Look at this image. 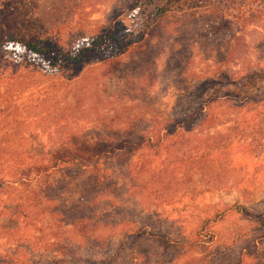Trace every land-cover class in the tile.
Returning a JSON list of instances; mask_svg holds the SVG:
<instances>
[{"label":"rangeland","instance_id":"1","mask_svg":"<svg viewBox=\"0 0 264 264\" xmlns=\"http://www.w3.org/2000/svg\"><path fill=\"white\" fill-rule=\"evenodd\" d=\"M136 3L0 0V36L35 38L57 54L89 53L76 64L18 45L0 50V175L20 153L166 131L159 150L136 151L128 165L108 159L61 172L79 176L55 192L97 186L96 215H115L99 235L121 237L125 223L138 229L147 221L173 240L203 243L158 256L152 248L146 264H207L216 251L223 264L242 255L243 264H264V242L253 249V223L236 209L264 212V88L239 98L245 83L255 90L251 76L264 69V0H172L159 15L133 14ZM101 37L108 40L93 49ZM28 187L0 188L5 249L11 215H34L33 224L19 217L27 238L54 226L49 215H70L61 208L64 192L31 202Z\"/></svg>","mask_w":264,"mask_h":264},{"label":"trees","instance_id":"2","mask_svg":"<svg viewBox=\"0 0 264 264\" xmlns=\"http://www.w3.org/2000/svg\"><path fill=\"white\" fill-rule=\"evenodd\" d=\"M171 1L162 0L160 3H155L154 0H137L133 7V14L138 15L152 9L156 15H159L165 12ZM107 40L106 37L95 38L90 46L93 49L100 48ZM87 42L89 41L87 40ZM14 45L22 46L26 51L38 57L53 61H60L61 55L66 54L67 61L79 64L84 62L89 55V53H52L50 47L35 38L0 36V50ZM100 54H104L103 59H107L109 56L112 59H117L120 53ZM251 77L254 82L258 83V86L255 90L250 91L249 87L252 85L245 83L240 90L239 98L244 97L251 100L253 93L264 88V69L252 74ZM261 94V98L264 100V89L261 90ZM203 107L204 104H200L199 110L201 111ZM177 123L174 124L172 130L177 129ZM165 132L159 134L156 139L144 134L138 135L135 139L131 137L94 141L78 139L73 144L70 143V146L46 150V153L39 157L20 153L17 158L9 159L11 167L0 175V188L3 187L4 182L9 185L26 184L29 186L27 194L31 195L28 198L31 202L39 196L44 198V202H51L55 200L54 196L63 197L62 193L64 192L66 196L62 200L61 208H64L65 210H63L70 215H49L51 218L49 220L55 223L54 226L48 228V231L35 232L28 238L20 232L19 217L22 216L28 223L32 222L33 224L34 215H11L9 220L14 223L13 229L8 235H5V240L11 242L6 249L0 246V264H146L150 258H153L152 253H149L152 248L156 251L154 254L158 256V254L167 255L170 250L176 252L182 248H194L203 244L199 243L197 239L190 238L173 240L168 233L159 230L157 226H150L147 221H143L142 226L138 229L131 228L130 224L125 223L121 237H117L116 234L99 235L97 231L100 225L113 224L112 220L115 215H96L97 186L88 185L86 189H81L76 193L72 190L66 192L63 188L60 193L55 192L58 184L67 187L69 181L79 176V174H65L66 172L62 174L61 172L69 171L70 168L78 164L96 165L99 161L108 159H116L119 164L128 165L136 151L144 148L159 150L167 136ZM56 172L60 174L55 176ZM18 206L20 207L19 204L17 208ZM236 209L247 215L246 217L253 223L251 230L255 233L248 240L256 251L261 241L264 242V212L248 216L243 205L238 204ZM86 211L90 212V215H84ZM1 220H5L4 215H0V226H2ZM55 226H68L73 228L77 234L73 235L67 232L71 229L59 233ZM40 235L42 236L35 237ZM246 236H248V232ZM32 238H34V243L31 242ZM137 250L141 251V255H135ZM137 256H141L140 259H137ZM242 256L237 264H243ZM223 257L224 255L220 251H216L210 259L204 258L203 261L208 262L207 264H223Z\"/></svg>","mask_w":264,"mask_h":264}]
</instances>
